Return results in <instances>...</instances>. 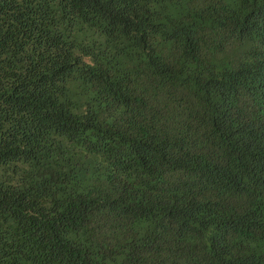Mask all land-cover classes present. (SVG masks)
<instances>
[{
	"label": "trees",
	"instance_id": "trees-1",
	"mask_svg": "<svg viewBox=\"0 0 264 264\" xmlns=\"http://www.w3.org/2000/svg\"><path fill=\"white\" fill-rule=\"evenodd\" d=\"M0 264H264V0H0Z\"/></svg>",
	"mask_w": 264,
	"mask_h": 264
}]
</instances>
